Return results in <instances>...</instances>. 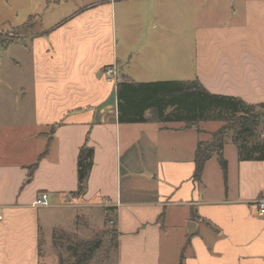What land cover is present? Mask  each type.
Returning a JSON list of instances; mask_svg holds the SVG:
<instances>
[{
	"label": "crops",
	"instance_id": "crops-1",
	"mask_svg": "<svg viewBox=\"0 0 264 264\" xmlns=\"http://www.w3.org/2000/svg\"><path fill=\"white\" fill-rule=\"evenodd\" d=\"M20 2L27 21L11 29L41 31L0 48V264H41L43 241L51 253L54 230L71 228L80 209L97 226L113 214L115 264H264L256 206L264 162H240L227 140L226 173L214 155L194 182L198 136L221 123L119 125L116 86L103 79L111 65L119 82L177 73L168 79H197L208 93L264 104V0H245L243 14L199 28L191 47L183 33L156 32L152 20L168 19L169 0ZM16 46L21 58L4 64ZM84 144L94 157L78 194ZM44 194L49 207H33ZM60 211L70 218L59 221Z\"/></svg>",
	"mask_w": 264,
	"mask_h": 264
},
{
	"label": "trees",
	"instance_id": "trees-1",
	"mask_svg": "<svg viewBox=\"0 0 264 264\" xmlns=\"http://www.w3.org/2000/svg\"><path fill=\"white\" fill-rule=\"evenodd\" d=\"M11 43H6L4 46ZM119 79L115 88L119 125L152 120L161 124L183 123L187 128L194 126L197 128L201 122L213 121L222 124L219 129L209 135L208 140L197 142L193 160L195 170L192 180L194 182L200 183L204 164L214 155L217 156L222 171L226 173L227 166L222 150L227 139L238 151L240 162H264V141H260L257 136L259 126L264 124V104L253 106L235 97L208 93L197 79L151 83H135L130 80L119 82ZM147 114L148 119H146ZM77 156L76 171L79 186L77 193L80 194L91 172L93 150L84 144ZM40 159L41 156L34 165L29 167L31 173ZM114 219L109 220V223L112 222V231L106 235L109 244L115 247L117 231L114 228ZM103 237L98 234L90 240L71 244L69 251L72 252L74 264H87L94 252L101 247Z\"/></svg>",
	"mask_w": 264,
	"mask_h": 264
},
{
	"label": "rangeland",
	"instance_id": "rangeland-1",
	"mask_svg": "<svg viewBox=\"0 0 264 264\" xmlns=\"http://www.w3.org/2000/svg\"><path fill=\"white\" fill-rule=\"evenodd\" d=\"M50 1V0H49ZM168 4V19L164 20H152V23L156 25V32L160 31H168L173 34L183 33L189 39L190 47H191V38L194 36V33L199 32V28L208 27L216 23L218 16H223V14L227 15V13H231L233 10L243 14L245 12V0H169ZM172 2H179L178 4H173ZM23 3L20 0H0V48L6 45V43L16 41L17 38H20V35L24 37L27 33H39L41 28H31V29H20L12 30L14 27L18 25H23L27 21L26 13L28 12L26 9H21V5ZM180 11V12H179ZM153 25V24H151ZM12 28V29H11ZM1 57V60L4 62L10 61V58H21L20 49L16 46L14 48H10L9 51H6ZM9 57V59H7ZM9 79H11L12 73H10L7 69L4 71ZM18 74H21L20 72ZM15 79H17L18 75L15 74ZM141 80H145L146 82H151V79H162L157 81H175V79H168L170 77H176L177 73H155L152 72L151 75H145L144 73H138L136 75ZM206 123L208 125H213L216 122H201L198 124V127H203L206 129ZM220 124V122H217ZM222 125V124H221ZM210 134H200L198 136L199 140L206 141L209 139ZM258 138L260 141H264V124L259 126ZM257 139V137H256ZM228 140V139H227ZM230 141V140H229ZM230 144L232 142H229ZM227 145V144H226ZM215 157V156H214ZM217 164H219L217 157ZM76 215L79 216V219L75 220L72 224V227L69 228L70 223L66 224V226L62 227L60 230H54V247L51 253L45 249L44 241L41 244V255L40 261L41 264H74V259L72 256V252L69 251V247L73 243L86 241L94 238L96 235L100 234L104 237L101 241V247L98 248L96 252L91 256L90 260L87 264H115L114 259V245L109 244V239L107 238L106 233L112 231V224L109 222H105L103 220L99 226L93 221V218H85V215L92 214L90 210L80 209L74 210ZM49 212V211H47ZM61 212V211H60ZM63 212L59 213V215H55V218H58L59 221H66L70 217L67 216V212H65L64 217H61ZM51 219V215H46ZM72 217V216H71ZM113 214H108L105 219H111ZM70 222V221H69ZM59 226V225H57ZM60 227V226H59ZM64 229V230H62ZM66 230V231H65Z\"/></svg>",
	"mask_w": 264,
	"mask_h": 264
},
{
	"label": "built area",
	"instance_id": "built-area-1",
	"mask_svg": "<svg viewBox=\"0 0 264 264\" xmlns=\"http://www.w3.org/2000/svg\"><path fill=\"white\" fill-rule=\"evenodd\" d=\"M119 77V70L118 67L115 65H111L110 67H108L103 74L104 81L112 84L113 86L117 85ZM36 206L43 208L49 207L47 196L45 194L42 195L40 199L36 200L35 203H33V207ZM256 206L257 210H259V216L264 219V196H262V198L258 200ZM1 219L2 218L0 217V220ZM111 224L112 222H110V225Z\"/></svg>",
	"mask_w": 264,
	"mask_h": 264
},
{
	"label": "water",
	"instance_id": "water-1",
	"mask_svg": "<svg viewBox=\"0 0 264 264\" xmlns=\"http://www.w3.org/2000/svg\"><path fill=\"white\" fill-rule=\"evenodd\" d=\"M189 225H192L191 223H189ZM193 231L189 228V233H192Z\"/></svg>",
	"mask_w": 264,
	"mask_h": 264
}]
</instances>
